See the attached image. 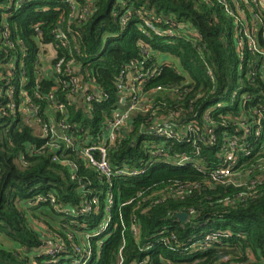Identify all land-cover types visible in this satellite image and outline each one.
<instances>
[{
  "label": "trees",
  "instance_id": "trees-1",
  "mask_svg": "<svg viewBox=\"0 0 264 264\" xmlns=\"http://www.w3.org/2000/svg\"><path fill=\"white\" fill-rule=\"evenodd\" d=\"M18 1L0 0V264H55V257L42 254L43 249L59 237L71 250L86 249L88 234L93 256L87 264H264V185L237 187L212 180L215 170L229 165L232 139L240 149L254 141L253 136L244 138L245 126L252 127V134L258 127L252 110L263 107L264 114L260 64L239 47L234 16L224 4ZM73 5L89 12L74 20L76 32L64 46L57 33L66 29ZM263 33L264 25L262 42ZM48 44L56 50L49 66L52 75L41 61ZM62 58V71L54 70ZM71 60L76 73L68 71ZM125 68L157 74L144 83L150 109L134 115L119 131L108 150L109 161L114 168L127 164L148 171L110 181L75 149L63 143L56 149L42 131L54 119L65 123V134L78 144L98 143L105 122L125 108V91L118 88ZM73 77L83 85L79 95L71 91ZM92 89L104 100L87 101L82 94H96ZM157 128L176 131V136L158 137ZM183 156L196 164L166 162ZM262 163L264 147L247 156L240 152L233 170H252L257 178L261 166H256ZM246 190L251 194L242 200ZM110 193L115 205L107 214ZM93 198L99 202L98 213H85ZM181 213L188 214L185 221ZM104 225L101 235L92 236ZM195 244L209 248L198 250Z\"/></svg>",
  "mask_w": 264,
  "mask_h": 264
},
{
  "label": "built area",
  "instance_id": "built-area-1",
  "mask_svg": "<svg viewBox=\"0 0 264 264\" xmlns=\"http://www.w3.org/2000/svg\"><path fill=\"white\" fill-rule=\"evenodd\" d=\"M210 1V0H206ZM219 3L224 4V8L226 12L234 16V23H235V36L239 47L244 51L247 48L255 57L256 61L260 64V69L264 77V41H260L259 39V31L261 26L264 25V19L262 18V13L264 12V0H231L232 4L229 0H217ZM23 1L19 0L18 4H21ZM72 4H76L72 1ZM235 6V9L232 7ZM254 6H257L258 10H255ZM89 10L85 7L80 8L79 6L73 5L72 11L70 14V19L68 20L66 29H61L57 33V40L60 44L66 46L69 43V35L71 33H75L76 30L73 28L72 24L74 20H83L87 16ZM147 26L153 27L152 24L146 21ZM167 34H172L170 30L166 31ZM5 36V35H4ZM8 37V35L6 34ZM264 40V33L262 35ZM11 45V44H10ZM13 46V45H11ZM51 47L54 49L56 54V50L52 44H48L45 49ZM57 47V46H56ZM49 50V49H48ZM148 54V52H147ZM148 57V56H147ZM244 60V57L243 59ZM74 60H71L68 64L69 72H73L77 70V67L74 66ZM65 64V59H60L54 67L56 71H62V66ZM53 73V72H52ZM157 74L156 70H147V71H133V73L129 72V69L125 68L120 72L119 77V84L118 88L121 91H125V96H127V100L125 103L124 109H119L114 112L113 116L108 119L104 124V131H102L99 136V142L89 141L86 145H80L76 142V138H71L65 134L64 130L66 125L64 122L57 124L54 119H52L50 128L45 127L42 132H48L47 136L51 137L53 142V146L56 149H60L61 143L65 145L67 149H75L77 153L85 160L86 164L96 168L102 175H104L107 179L112 181L114 178L117 179H124L127 177H137L144 175L148 169L146 168H132L129 167L127 164L120 166L118 168H114L108 156V150L115 144L116 139L118 137L119 131L126 127L129 122L131 121L132 117L138 113L146 112L150 109L151 106V99H148L147 94L144 93V83L148 78H151ZM83 90V85L80 84V80L78 77H73L71 91L74 95H79ZM96 94L88 93L84 90L82 95L87 96V101H92L95 99H99V101H103L104 97L101 92L96 91ZM10 97H14L15 95V88L9 91ZM21 94L23 96L27 95V92L22 91ZM98 95V98H97ZM53 97V96H52ZM28 98V97H27ZM28 102V101H27ZM263 107L254 108L252 111L255 113L254 118L257 119L258 127L253 129L252 134V127L245 126V134L244 138H250L251 136L254 137V141L244 142V146L240 149L238 145V141L232 139L229 144V151L227 152V161H229V165L226 167L219 168L215 170L212 174V180L214 182L223 183V184H234L237 187H250L252 185H264V163L259 164L256 166L258 168L261 166V176L255 178L251 176L252 170L249 171H238L234 172V168L237 167L236 165L239 164V153H242V156H247L252 154L254 151H259L264 147V140H263V131H264V114L261 110ZM59 111L62 113L65 112L63 105H59ZM32 111V108H31ZM32 115H35V112H32ZM38 122H42L38 120ZM155 135L158 137H168L173 138L176 136V131L170 132L168 129L164 128H157L155 130ZM180 135L183 137H188L185 129H180ZM212 140L210 142H215L214 136L211 137ZM168 163H174L176 166H189L196 164L195 160L183 156L178 160H167ZM149 163L146 164L148 166ZM258 190L254 188L253 194H257ZM251 193H248L247 190L242 192V200ZM44 200L41 198L40 201ZM53 203L55 199L51 200ZM114 195L110 193L108 195L107 204L105 205V212L109 214L112 209L114 208ZM98 200L97 198H93L92 202H87L86 212L88 214L98 213ZM64 211L66 213H72L71 209L65 208ZM84 213V214H85ZM108 225V224H107ZM107 225H104L99 232L93 234L92 236L98 237L101 235L107 228ZM91 235L88 234L87 238L89 242L87 243V248L83 249L81 246H74L71 250L69 247L70 245L61 237L57 238L54 242L52 241L51 246L48 249H43L41 251L42 254L55 257L54 262L58 264L61 260L64 259V264H87L89 260L92 259L93 256V247L91 245L90 240ZM193 248H197L198 250L207 249L209 248L206 244H195L192 245ZM68 252V253H67ZM61 253L66 254L64 257H60ZM256 261V258L251 256L249 259L250 263ZM238 264H246L245 262H239Z\"/></svg>",
  "mask_w": 264,
  "mask_h": 264
},
{
  "label": "rangeland",
  "instance_id": "rangeland-1",
  "mask_svg": "<svg viewBox=\"0 0 264 264\" xmlns=\"http://www.w3.org/2000/svg\"><path fill=\"white\" fill-rule=\"evenodd\" d=\"M48 49H49L48 52L42 54V56H41V61H42V63L44 64V68H43V69H44L45 71H47V70L50 69V70H51L50 73L52 74V68H50L49 66H50V61H51V59L54 58V57L56 56V54H55L53 48L48 47ZM1 62H2V60H0V66H2ZM6 69H7V70L9 69L8 66L6 67ZM237 90L239 91L238 88H237ZM229 104H230V103H227V105H229ZM139 112H141V111H139ZM139 112H138V113H139ZM136 114H137V113H136ZM136 114H135V115H136ZM38 127H39V126L37 125L36 128L38 129V132H40L41 130H40V128H38Z\"/></svg>",
  "mask_w": 264,
  "mask_h": 264
},
{
  "label": "water",
  "instance_id": "water-1",
  "mask_svg": "<svg viewBox=\"0 0 264 264\" xmlns=\"http://www.w3.org/2000/svg\"><path fill=\"white\" fill-rule=\"evenodd\" d=\"M51 75H52V74H51ZM126 100H127V96L123 97V103H124V104H125ZM178 216H179V218H180L182 221H185V220L187 219V217H188V214H187V213H181V214H179Z\"/></svg>",
  "mask_w": 264,
  "mask_h": 264
}]
</instances>
